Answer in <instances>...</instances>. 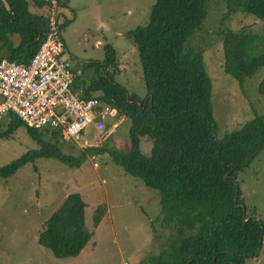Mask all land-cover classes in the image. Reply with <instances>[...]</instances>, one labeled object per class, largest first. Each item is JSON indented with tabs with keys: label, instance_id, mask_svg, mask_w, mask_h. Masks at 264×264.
<instances>
[{
	"label": "trees",
	"instance_id": "trees-1",
	"mask_svg": "<svg viewBox=\"0 0 264 264\" xmlns=\"http://www.w3.org/2000/svg\"><path fill=\"white\" fill-rule=\"evenodd\" d=\"M206 3L155 0L148 22L129 30L146 90L143 96L114 81L111 48L105 49L102 62L83 64L94 68L97 75L81 96L97 98L130 120L128 149H109L110 157L125 173L159 192V222L166 230L165 240L157 253L138 264H244L246 257L257 255L262 244L263 222L255 208L243 201L237 174L264 149V114H255L216 139L202 50L187 46L206 18ZM227 4L231 12L264 19V0H227ZM45 29L46 20L27 13L23 0H0V60L26 64ZM259 38L257 32L242 28L222 31V70L240 85L264 66V44L258 43ZM258 90L264 102V77ZM3 117L8 120L0 137L22 124L11 112ZM24 128L36 147L0 167L2 177L36 157L78 165L87 152L106 151L102 144L85 147L73 158L63 152L61 143L75 144L62 140L61 131ZM142 138L151 142L148 153L139 149ZM86 205L79 193H70L42 225L38 244L54 258H75L90 241ZM95 213L92 222L97 227L105 213L103 205Z\"/></svg>",
	"mask_w": 264,
	"mask_h": 264
},
{
	"label": "rangeland",
	"instance_id": "rangeland-1",
	"mask_svg": "<svg viewBox=\"0 0 264 264\" xmlns=\"http://www.w3.org/2000/svg\"><path fill=\"white\" fill-rule=\"evenodd\" d=\"M155 0H67L72 19L63 23L62 38L67 44L63 57L82 66L84 81L97 75L83 63L102 62L107 47L114 52L115 82L139 96L146 93L138 64L136 46L129 30L148 22ZM207 12L200 28L187 46L202 51L204 70L210 80V103L216 123V139L240 124L264 114V102L258 85L264 66L242 85L223 72L221 38L225 28L249 30L264 44V19L228 9L227 0H207ZM61 4L58 12L61 15ZM95 9L94 13H89ZM45 19V18H44ZM61 18L59 23L61 24ZM264 48V46H263ZM72 55V56H70ZM77 61V62H76ZM110 68V69H109ZM109 69V70H108ZM112 70L111 65L107 68ZM1 97V96H0ZM7 118L0 120V132ZM116 130L102 141L106 150L85 154L78 165L54 157H39L22 163L8 176H0V264H138L149 254L157 253L166 230L159 222V192L142 180L125 173L110 157L108 150L128 149L130 120L117 116ZM94 141L92 134H85ZM62 140H68L62 138ZM61 143L65 154L73 158L84 152L83 146ZM36 147L24 125L0 137V167L18 159ZM151 142L139 141L142 153ZM30 155V153L28 154ZM95 163L97 166H95ZM243 201L263 222L262 244L256 256L246 257L244 264H264V149L248 168L237 174ZM79 193L86 202L85 222L92 237L75 258L58 259L38 244L42 225L70 193ZM103 205L105 213L93 226L95 210Z\"/></svg>",
	"mask_w": 264,
	"mask_h": 264
},
{
	"label": "built area",
	"instance_id": "built-area-1",
	"mask_svg": "<svg viewBox=\"0 0 264 264\" xmlns=\"http://www.w3.org/2000/svg\"><path fill=\"white\" fill-rule=\"evenodd\" d=\"M43 1L46 29L35 53L26 64L0 60V120L11 112L26 128L61 131L63 138L83 147L101 145L116 130L118 111L97 98L72 91L82 71L63 57L60 2ZM87 133L92 134L93 142L85 137Z\"/></svg>",
	"mask_w": 264,
	"mask_h": 264
},
{
	"label": "crops",
	"instance_id": "crops-1",
	"mask_svg": "<svg viewBox=\"0 0 264 264\" xmlns=\"http://www.w3.org/2000/svg\"><path fill=\"white\" fill-rule=\"evenodd\" d=\"M23 1L26 5L27 13L34 15V16H41V17L45 18V15L47 13V7H46V4L44 3L43 0H23ZM60 4H61L60 8H61V15H62L61 24H60V26H61L66 21H69L72 19V14L70 13V11L67 8V0H61ZM94 12H95V9L92 11H89L90 14L94 13ZM61 15H60V18H61ZM60 31H61V27H60ZM61 36H62V32H61ZM62 40H63V38H62ZM16 41H17V39L14 38V36H13L12 42L14 44H16ZM63 43H64L65 51H66L67 50V44H65L64 40H63ZM65 51L63 54L65 56H68L65 54ZM70 56H72V55H70ZM2 59H4V58H2ZM69 62L73 68H78V69H80V71H82V73H80L79 76L77 77L75 84L72 85V91L77 93L78 95H81L82 91H84L87 88L88 84L90 83V80L89 81L83 80V78H82L83 69H82L81 65L79 66L78 63H77V65H75V63L73 64L71 61H69ZM89 62L90 61H88L87 63H89ZM87 63H83V64H87ZM93 94H95V93H93ZM1 99L2 98L0 97V101H1Z\"/></svg>",
	"mask_w": 264,
	"mask_h": 264
},
{
	"label": "water",
	"instance_id": "water-1",
	"mask_svg": "<svg viewBox=\"0 0 264 264\" xmlns=\"http://www.w3.org/2000/svg\"><path fill=\"white\" fill-rule=\"evenodd\" d=\"M150 96H151V94H150Z\"/></svg>",
	"mask_w": 264,
	"mask_h": 264
}]
</instances>
